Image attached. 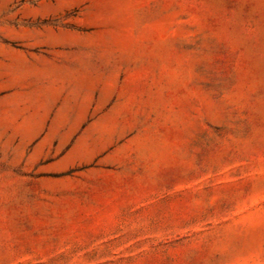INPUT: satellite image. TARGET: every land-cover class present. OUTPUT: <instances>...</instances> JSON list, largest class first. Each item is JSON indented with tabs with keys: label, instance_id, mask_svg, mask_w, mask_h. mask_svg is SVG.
<instances>
[{
	"label": "rangeland",
	"instance_id": "374dc122",
	"mask_svg": "<svg viewBox=\"0 0 264 264\" xmlns=\"http://www.w3.org/2000/svg\"><path fill=\"white\" fill-rule=\"evenodd\" d=\"M0 264H264V0H0Z\"/></svg>",
	"mask_w": 264,
	"mask_h": 264
}]
</instances>
